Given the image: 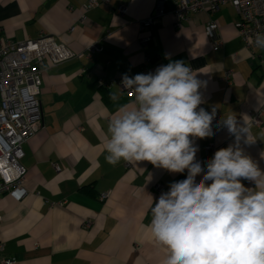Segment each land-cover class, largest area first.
Here are the masks:
<instances>
[{
    "label": "crops",
    "instance_id": "1",
    "mask_svg": "<svg viewBox=\"0 0 264 264\" xmlns=\"http://www.w3.org/2000/svg\"><path fill=\"white\" fill-rule=\"evenodd\" d=\"M87 1L0 0V41L22 42L43 33L78 53L93 42L102 47L91 60L72 58L42 72L44 126L24 143L21 159L27 194L0 196V260L11 264H163L165 250L146 227L150 207L187 171L172 174L147 161H105L108 123L121 106H131L133 93L116 85L100 88L98 78L122 80L124 74L134 77L183 61L202 82L199 107L216 110L213 135L195 140L196 159L212 158L210 144L221 149L234 143L220 123L233 113L254 140L246 144L241 134L240 147L264 170V50L245 48L233 7L198 11L177 26L172 14L177 0H163L167 12L146 30L150 40L142 50L139 22L153 14L158 0H110L84 11ZM120 5L123 14L116 11ZM210 20L218 24V47L205 32ZM255 112L262 113L261 124L250 121Z\"/></svg>",
    "mask_w": 264,
    "mask_h": 264
},
{
    "label": "clouds",
    "instance_id": "2",
    "mask_svg": "<svg viewBox=\"0 0 264 264\" xmlns=\"http://www.w3.org/2000/svg\"><path fill=\"white\" fill-rule=\"evenodd\" d=\"M254 45L264 50V33L255 35ZM121 84L133 97L108 123L105 161H147L172 174L187 171L185 179L152 198L146 227L165 250L163 264H264V170L240 147L241 134L244 143L254 142L246 127H238L233 113L225 114L220 123L235 141L201 162L195 140L213 135L216 110L199 107L202 82L190 66L169 62L147 74H124ZM110 98L118 100V93Z\"/></svg>",
    "mask_w": 264,
    "mask_h": 264
},
{
    "label": "built area",
    "instance_id": "3",
    "mask_svg": "<svg viewBox=\"0 0 264 264\" xmlns=\"http://www.w3.org/2000/svg\"><path fill=\"white\" fill-rule=\"evenodd\" d=\"M110 0H88L83 5L87 11L99 4H106ZM233 7L239 17L235 22L237 33L241 37L245 48H255L254 37L257 33H264V0H177L172 14L176 25L189 18L190 14L205 11L215 13L221 6ZM116 11L125 12L120 5ZM163 0H158L153 14L139 22V47L147 48L150 28L158 18L166 14ZM84 17H82V20ZM207 36L212 39L214 47L221 41L218 37V24L215 20L207 22L205 27ZM102 47L93 42L83 52H74L63 43H59L53 36L39 34L34 39L22 42L5 39L0 41V196L4 193H14L18 197H25L27 190L26 168L21 164L24 156L23 145L44 126V120L39 100L41 75L46 67L59 64L72 58H86L91 60L93 55L100 52ZM148 61V59L146 58ZM228 78V77H227ZM122 80L98 78L96 85L100 88L111 86L122 87ZM132 94L131 90H125ZM262 113L252 114L253 124L262 123ZM217 118L213 120V126ZM213 157L219 148L213 144L207 146ZM160 184L156 185L159 189ZM106 194H101L103 200ZM2 215L0 214V223ZM3 244L0 242V250ZM12 260H0V264H11Z\"/></svg>",
    "mask_w": 264,
    "mask_h": 264
}]
</instances>
